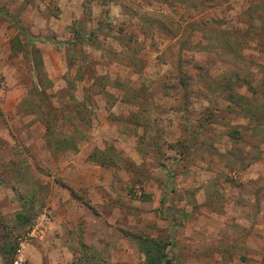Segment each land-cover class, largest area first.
Returning a JSON list of instances; mask_svg holds the SVG:
<instances>
[{
    "label": "rangeland",
    "instance_id": "1",
    "mask_svg": "<svg viewBox=\"0 0 264 264\" xmlns=\"http://www.w3.org/2000/svg\"><path fill=\"white\" fill-rule=\"evenodd\" d=\"M0 12L43 44L29 47L0 13L15 68L0 89L21 84L16 116L51 126L49 136L45 125L30 129L44 135L26 147L27 128L1 120L0 105V147L6 134L18 141L0 148V246H16L12 263L0 264H14L22 244L41 246L51 186L68 187L57 169L83 150L89 166L108 171L105 195L92 193L95 202L103 195L105 224L88 239L66 227L72 264H147L140 244L149 239L174 243L165 250L173 264H264V0H0ZM168 184L165 215L187 218L175 233L149 214ZM117 230L142 255L121 261L98 246L118 245Z\"/></svg>",
    "mask_w": 264,
    "mask_h": 264
},
{
    "label": "crops",
    "instance_id": "2",
    "mask_svg": "<svg viewBox=\"0 0 264 264\" xmlns=\"http://www.w3.org/2000/svg\"><path fill=\"white\" fill-rule=\"evenodd\" d=\"M6 30L0 28V77L3 75H8V78L12 77L10 76V73H12L15 68H12L10 70V65H9V53H11L9 45L5 43L6 36L8 34L5 33ZM42 42L38 43L37 46L41 47ZM8 49L10 50H7ZM44 51L42 50V53ZM52 56L55 57V53ZM44 56V53H43ZM46 56V54H45ZM44 56V57H45ZM45 63V62H44ZM14 91H5L0 89L1 92H4L5 95H15V98H12L10 101L4 97V101L0 103V105L3 107V115L1 117V120H8L12 123H15L18 118H20L18 121V124L20 127H26V133L19 130L22 135L25 137H22V140L24 138V145L26 147H33L39 145L41 138L43 137L44 134H40L39 137H35L32 135H28L30 129L31 133L33 132V129H38L42 126L41 121L38 120L37 115H31V119L27 120L28 117H18L14 113L16 110V107L18 103L23 99L24 96V88L22 85H14ZM20 96H16V94H19ZM7 97V96H6ZM28 123V124H27ZM2 127V126H0ZM29 128V129H28ZM45 128V127H44ZM40 129V128H39ZM1 130V128H0ZM2 131V130H1ZM43 132V128L40 129V132ZM23 132V133H22ZM3 134V132H2ZM30 134V133H29ZM6 140H2L1 142V147L2 150H8L10 148H13V145L18 142L16 139L11 135V134H6L4 137ZM7 141V142H6ZM4 151V150H3ZM2 151V152H3ZM2 152L0 155H2ZM85 152V154H84ZM11 153V150H10ZM8 158H13L14 156L8 155ZM16 158V157H15ZM84 161H82V160ZM88 154L86 155V151H82L73 158H69L67 164H63L66 166H59L57 169L58 176L63 178L66 183L68 184V187L72 189L75 193L78 191H83L87 192L88 194V199H93V194L96 193L93 190L99 186L102 192L106 191L107 181L109 180V177L106 176L108 171H105L104 169H101L100 166L96 163L94 164L93 167L89 166L91 163L89 160ZM62 186L58 182H54L53 185L51 186L52 189V207H53V216L49 214V216L43 217V222L42 226L43 229L40 231H37V236L38 240H36L38 243H40L38 246L36 244L31 243H25L22 244V250L21 255L19 257V262L20 264H44V258H47L50 264H72V258L70 257V252H68L67 247H65L63 243V237L65 231H67V228H73L76 230H79L80 227L83 229V238L88 239V237L91 236L90 232L97 230L101 231L102 226L99 223H104V218L102 217V214L96 210L97 206L102 203L103 195L99 194L96 195L97 201L95 200H90L88 203L82 200L80 197L73 195L71 190ZM92 190V191H91ZM105 195V193H104ZM153 199V207L151 210L156 211L160 207V197L158 196H152ZM140 203V202H139ZM143 202H141L142 204ZM146 203L144 204L145 207ZM139 208V207H138ZM141 209V208H139ZM149 214L153 217V223L157 222L158 224L163 223L165 219H162L160 216V211L156 212H151L149 211ZM75 217L76 219L72 220L71 219ZM46 219V221L44 220ZM46 222V223H45ZM47 224V226H46ZM105 224V223H104ZM80 226V227H79ZM39 229V228H38ZM116 230V227L114 228ZM37 230V229H36ZM117 237L121 238V240H118L119 244L117 245L115 242L114 246L109 247L108 243H100L101 240L96 239L98 242V246L104 247V251L111 250L115 253H117L120 256L121 261H125V259H129L130 253H133V251H138V247L136 244H133V246H130L129 244V239L124 237L120 231H116ZM36 236V234H35ZM88 236V237H87ZM50 240V245H46L44 243V239ZM112 238V237H111ZM129 240V241H128ZM126 242L125 245H123ZM180 245V244H179ZM115 246L117 248H115ZM108 248V249H107ZM117 249L114 251L113 249ZM100 252H104L99 248ZM139 252V251H138ZM140 253V252H139ZM140 255H142L140 253ZM48 263V262H47Z\"/></svg>",
    "mask_w": 264,
    "mask_h": 264
},
{
    "label": "trees",
    "instance_id": "3",
    "mask_svg": "<svg viewBox=\"0 0 264 264\" xmlns=\"http://www.w3.org/2000/svg\"><path fill=\"white\" fill-rule=\"evenodd\" d=\"M0 13L3 16H5L7 19L13 21L14 25L20 30V32L24 36V38L26 40V44L29 47L37 45L38 43L42 42V39L36 38L33 35H31L29 32H26L20 26L19 20L17 18L12 17L9 14L4 13V12H0ZM236 80L239 81L240 77H236ZM210 91L212 92V94H214L215 89L211 88ZM249 91H252L251 88H250ZM243 99L244 98H241V100H243ZM43 121H44L46 132L48 131V136H49V131L51 130V126H49V124H48L49 121H47L45 119ZM52 132H53V134L55 133L54 130ZM56 135L59 136L60 133L59 134H55V136ZM69 140L70 139H68L67 137L63 138L62 140L59 139V138H56V141H55L56 148L59 149V147H63L67 142H69ZM70 142H72V140ZM94 158H95V156H93V155L90 156V159L93 160ZM67 188H69V187H67ZM70 190H71L72 194L75 195V192L72 189H70ZM164 191L165 192H164V195H163L162 200H161L160 216H161L162 219L171 221V223H172V227H171L172 228V232L175 233L176 230H178L180 227H182L185 224L187 218L185 217V215L183 216L181 214L179 216L178 215L177 216H171V214H172L171 212H170L171 214L165 215L166 210L169 209L168 204L170 202L171 192L174 191V190H173V187L171 185L169 186V184H168L165 187ZM16 220L18 222L25 221L27 223L28 222L30 223V219L25 214H23L22 212H19L16 215ZM173 244L174 243L171 242L169 244L168 243L167 244H163L160 247V241L149 239L148 241L142 242V244H140V250L145 255L147 264H173V259L167 257V255L165 253L166 248L169 245H173ZM9 245H10V243L7 244L8 247H6V248H3L2 246H0V257L2 258V260L4 262L7 261V262L12 263L13 255H15V253H16V246H14V245L13 246L12 245L9 246ZM153 247H155V248H153Z\"/></svg>",
    "mask_w": 264,
    "mask_h": 264
},
{
    "label": "built area",
    "instance_id": "4",
    "mask_svg": "<svg viewBox=\"0 0 264 264\" xmlns=\"http://www.w3.org/2000/svg\"><path fill=\"white\" fill-rule=\"evenodd\" d=\"M14 264H20L19 259L15 260Z\"/></svg>",
    "mask_w": 264,
    "mask_h": 264
}]
</instances>
